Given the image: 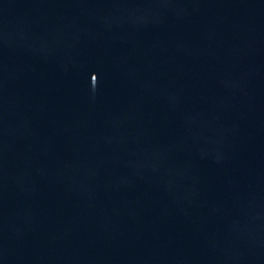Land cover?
Listing matches in <instances>:
<instances>
[{"label": "water", "instance_id": "95a60500", "mask_svg": "<svg viewBox=\"0 0 264 264\" xmlns=\"http://www.w3.org/2000/svg\"><path fill=\"white\" fill-rule=\"evenodd\" d=\"M0 264H264V0H0Z\"/></svg>", "mask_w": 264, "mask_h": 264}]
</instances>
